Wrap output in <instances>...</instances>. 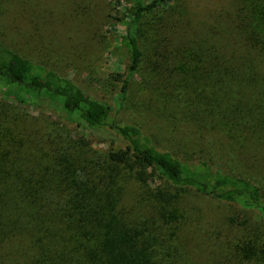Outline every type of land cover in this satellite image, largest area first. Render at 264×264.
<instances>
[{
	"label": "rangeland",
	"instance_id": "1",
	"mask_svg": "<svg viewBox=\"0 0 264 264\" xmlns=\"http://www.w3.org/2000/svg\"><path fill=\"white\" fill-rule=\"evenodd\" d=\"M241 5L237 0H172L144 14L138 32L141 62L124 100L131 57L126 28L135 0H0V26L23 56L71 79L88 97L107 106L108 124L138 127L157 150L192 169L201 171V163L206 162L223 174L244 177L260 188L264 202V120L253 126L250 114L242 109V116L236 118L240 125L234 127L230 114L237 95L224 100L212 84L217 58L210 50L215 49L224 61L231 50L245 51L239 44L244 42ZM198 43L206 46L205 60L195 51ZM213 93L218 97L213 98ZM9 108L43 122V145L72 146L51 136L53 128L80 144V137L88 140V148L78 149L83 164L101 162L110 149L127 146L113 129L101 136L66 120L51 105L24 106L0 90V112ZM242 117L248 120L246 125L252 124L251 132L245 133ZM146 185L134 180L123 183L121 207L129 216L148 215L151 205L140 201L148 188L174 190L158 169ZM178 203L170 250L173 264H247L235 246L246 231L264 228L256 211L208 198L195 206ZM231 217L247 219V229L229 224Z\"/></svg>",
	"mask_w": 264,
	"mask_h": 264
},
{
	"label": "trees",
	"instance_id": "2",
	"mask_svg": "<svg viewBox=\"0 0 264 264\" xmlns=\"http://www.w3.org/2000/svg\"><path fill=\"white\" fill-rule=\"evenodd\" d=\"M171 1L135 0L126 28L131 57L121 100L141 62L138 32L142 17ZM238 1L242 3L238 13L242 12L244 42H237L244 46V53L231 50L224 61L215 49L210 50L217 58L213 88L222 91L224 100L237 95L230 114L236 128L242 109L250 114L253 126L264 120L260 117L264 115V0ZM1 29L0 90L4 95L28 107L51 105L66 120L101 136L113 129L127 146L110 149L101 162L83 164V152L78 149L88 148V140L86 144L80 137V144L77 138L70 139L53 128L51 136L72 146H61L63 142L43 145V122L38 117L15 108L0 112V264H20L21 260L23 264H173L170 250L179 211L175 204L180 201L188 207L207 198L235 204L256 211L264 221V202L257 185L214 170L206 162L201 163V171L192 169L157 150L138 127L108 124L107 106L88 97L71 79L23 56ZM197 48L205 60L206 46L198 43ZM242 121L245 133L251 132L252 124L246 125L245 117ZM91 138L96 137L92 134ZM156 169L173 192L148 188L140 195L141 202L151 205L148 215L141 219L129 216L121 207L123 183L134 180L147 186ZM228 221L248 227L247 219L231 217ZM243 238L235 251L243 254L247 264H264V228L257 233L246 231Z\"/></svg>",
	"mask_w": 264,
	"mask_h": 264
}]
</instances>
